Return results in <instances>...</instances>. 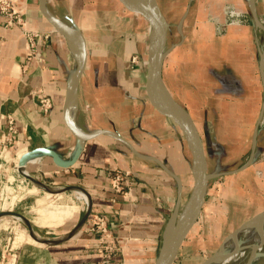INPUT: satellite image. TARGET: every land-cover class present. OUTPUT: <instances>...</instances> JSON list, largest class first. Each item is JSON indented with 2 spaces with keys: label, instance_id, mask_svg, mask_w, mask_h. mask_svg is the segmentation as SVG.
I'll use <instances>...</instances> for the list:
<instances>
[{
  "label": "crops",
  "instance_id": "crops-1",
  "mask_svg": "<svg viewBox=\"0 0 264 264\" xmlns=\"http://www.w3.org/2000/svg\"><path fill=\"white\" fill-rule=\"evenodd\" d=\"M9 1L23 26L7 27L0 15V160L17 167L23 155L36 150L51 151L69 160L77 140L64 120V103L77 58L66 39L43 16L40 0ZM227 3L249 13L247 0H196L188 14L185 11L183 18L188 16L191 29L207 35L199 41L173 45L167 55V60L173 56L177 68L181 61L185 66L182 89H173L167 81L165 74L169 71L165 67L170 70L171 65L166 61L164 81L172 97L188 112L206 153L213 148L217 159L225 157L226 137L250 136L248 145L246 140L239 143L237 159L248 154L246 162L255 140L254 162L230 174L237 181L251 167L255 172H264V161L260 159L264 154V86L260 73L264 33L250 21L245 26L231 27L220 43H210L213 34L208 17L221 18V8ZM255 6L264 22V0H255ZM45 7L46 13L77 29L84 39L86 65L71 111L76 128L86 134L111 131L140 154L158 159L181 180L183 198L192 187L189 156L172 126L147 100V45L143 43L142 24L128 15L118 0H46ZM25 32L38 36L33 55ZM181 46L182 56L178 49ZM133 57L137 59L134 62ZM40 97L51 101L47 114L39 108ZM7 116L14 119L15 125L11 144L3 142L8 133ZM222 136L226 142L220 140ZM117 144L122 143L108 135H97L82 144L77 159L68 168L57 166L52 156L43 153L27 161L29 176L45 187L28 180L27 194L33 202L27 200V213L36 212L32 209L50 198L61 203L69 198L72 205H53L49 212L52 220L47 225L28 220L31 229L27 227V247H16L13 259L5 264H99V243L86 234L94 215L107 219L109 242L117 248L120 264H154L176 203L177 185L156 163L129 150L130 155ZM116 170L131 172L129 193L112 192L111 175ZM232 180L217 186L211 182L197 231L214 205V189L225 202L235 184ZM76 190L86 194L90 214ZM55 218L63 220L57 222ZM36 227L46 230L41 232L43 237H37L41 242L34 240Z\"/></svg>",
  "mask_w": 264,
  "mask_h": 264
},
{
  "label": "rangeland",
  "instance_id": "rangeland-1",
  "mask_svg": "<svg viewBox=\"0 0 264 264\" xmlns=\"http://www.w3.org/2000/svg\"><path fill=\"white\" fill-rule=\"evenodd\" d=\"M195 1L196 0H192L191 2L189 0H158L161 5L160 10L166 15L165 19H167L169 25L166 41L167 49H171L173 45H178V43H189V41L195 40L199 41L202 36L207 35L204 34L205 32H194L189 25L190 19L188 16L186 15L183 18L185 11H187L188 14L190 6H194ZM229 5L233 4L227 3L221 8L222 14L224 13L225 8L229 7ZM214 17L215 16L208 17V21L212 23V26H209L212 27L211 32L213 34V36H211L212 42L210 43H220L221 39L224 38L230 28L227 29L226 33L216 35L211 20ZM180 23L181 31H179L178 28ZM143 32L145 37L143 43L147 44L146 28H144ZM178 49L180 50V56H182L183 46ZM134 60L136 61L137 59L133 57L132 61L134 62ZM168 63H170L171 67L170 70L167 66L165 67V70L169 71V74L168 72L165 74L166 78H168L167 81L173 89L176 90V88L179 87L182 89L183 83L180 80L181 77H183L181 74L185 69L184 64H182L181 61L179 68H177L173 56L169 58V60L166 59V65ZM201 132L202 129L200 133ZM226 139H228L229 142L227 141V144H225V146H227V154H225V157L223 156L222 158L220 157L217 159V155H214L215 150L213 148L212 151L209 150L210 152L208 151V153H206L208 169L210 172L214 170L217 172L233 171L242 166L246 160V156H248V154H245L243 159H237L241 148L239 143L246 140L245 142L248 145L250 143V136H245L244 138L238 135L235 137L228 136ZM226 139L223 138V136L220 138L221 141L225 140V142ZM117 145L120 149L132 155L129 149L124 145ZM262 156L264 157V154L261 155L260 159L264 161ZM15 167L14 163L0 160V213L12 212L23 216V221L16 220L12 217L0 218V264L10 262L18 248L24 246L27 247V235H29L27 231L28 220H33L40 226L47 225L48 221L52 220L49 212L52 210L51 207L53 205H72V200L69 198H65L63 203H61L62 201L54 200L55 198H50V200L45 201L42 206L32 209L36 212L27 213V200H30L29 203L33 202V200L31 196L27 194V184L29 185L28 179L27 177H24L21 172L28 175H30V173L27 172V168L19 169L17 168L18 165L16 169ZM251 168L244 172L247 174L238 178L237 181V178L232 175H226L219 177V179L212 180V182H214L213 184L216 186L218 184H229V181H233L232 179H234L235 184L233 188L228 190L225 202H223L224 200L222 201L221 195L218 194L219 190L216 188V190L214 189L216 195L211 199V202L214 205H212L211 210L207 213L206 219L204 218V223L199 230L192 234L186 245L182 248L175 264H203L205 260H208L210 256L219 249L225 238L227 240L231 233L264 210V172H255L254 170H251ZM248 171L251 172L248 174ZM114 172L119 173L122 176L123 181H126L127 186L130 187L131 172L126 170H116ZM257 174L260 177V180L256 179ZM29 188L31 187L29 186ZM190 191L191 188L183 194L181 206H183L187 200ZM78 193L82 200L81 202L83 203V201L86 200V197L85 195L84 197L81 196L80 192ZM67 201H69L70 204L66 203ZM54 220L60 222L63 219L60 220L55 218ZM45 231V229H39L36 227L34 235L38 238L43 237L42 233ZM29 241L33 244L32 239L29 238ZM262 253H264V248ZM228 264H264V256H256L255 259L238 258Z\"/></svg>",
  "mask_w": 264,
  "mask_h": 264
},
{
  "label": "water",
  "instance_id": "water-1",
  "mask_svg": "<svg viewBox=\"0 0 264 264\" xmlns=\"http://www.w3.org/2000/svg\"><path fill=\"white\" fill-rule=\"evenodd\" d=\"M122 5L123 10L128 15L138 19L142 24L141 31L144 28L147 30V63H146V82L145 92L147 100L151 107L163 117L173 128L175 135L180 142L183 149L189 156L190 170L192 176V187L190 194L181 206L182 199V183L181 180L173 174L161 161L156 158L145 156L137 152L134 147L117 136L111 131H99L96 133H83L79 131L74 122L71 119V111L76 100L77 86L81 75L84 72L86 65V47L84 39L81 33L72 27H69L57 19L46 13L45 3L46 0H40L41 11L45 19L50 25L62 35L66 41L70 42V36L80 37L81 40V55L77 58V69L69 83L66 99L64 103V120L67 127L76 137L77 144L75 146L74 153L69 160H62L58 158L55 153L47 150H36L23 155L18 161L19 169L25 168V165L29 159L38 153L47 154L53 157L55 164L61 168H68L77 159L82 144L95 138L97 135H108L124 144L134 155L141 159L153 161L156 163L167 175L172 177L177 185L176 203L172 214L170 215L166 227L161 237L160 248L156 256L154 264H175L182 248L186 245L192 234L197 231L200 224L203 212L206 204V198L209 191V186L213 179L234 174L238 171H242L249 167L255 160V148L256 142L253 141L252 148L245 164L233 171L229 172H210L207 162L206 150L203 142L199 136V133L192 122L188 112L180 105L169 92L167 85L164 81V65L167 55L171 49L166 48V41L169 31V25L167 20L163 16L156 0H118ZM249 14L255 26L264 33V22H262L256 12L255 0H247ZM44 10V11H43ZM179 31H181V23L179 24ZM139 30V29H138ZM144 33V32H143ZM144 35V34H143ZM145 38V37H144ZM70 47V45H69ZM260 73L263 79L264 86V51L261 53L260 58ZM264 106V99H263ZM28 180L34 182L40 188H45L39 183L35 182L28 174H25ZM86 194L81 190H76ZM88 200V198H87ZM89 203V200H88ZM88 214H90V208L88 204ZM12 217L16 220L23 221V216L18 213L1 212L0 218ZM253 218L264 219V210ZM252 218V219H253ZM251 219V220H252ZM244 223L238 229H236L229 236L238 233L239 230L244 227L248 222ZM29 229L30 226L27 223ZM36 241L41 242L37 237L33 235ZM226 238L223 240L219 249L208 260H205L203 264H209L212 258L222 248ZM260 256H264L262 253Z\"/></svg>",
  "mask_w": 264,
  "mask_h": 264
},
{
  "label": "built area",
  "instance_id": "built-area-1",
  "mask_svg": "<svg viewBox=\"0 0 264 264\" xmlns=\"http://www.w3.org/2000/svg\"><path fill=\"white\" fill-rule=\"evenodd\" d=\"M0 15L5 19L7 27L23 26V20L15 11L9 0H0ZM222 17H214L211 19L216 35H222L223 33H226L228 28L235 26H245L248 24V22L252 21L248 12H243L233 5H229V7L225 8ZM25 37L27 40L28 49L31 52V55H33L35 50V41L38 36L35 33L25 32ZM51 106L52 105L49 98H39V108L42 113L47 114L50 111ZM6 122L8 133L5 135L3 142L11 144L12 135L15 134L14 119L11 116H7ZM111 178V189L115 195H124L130 192V187L127 186L126 181H123V178L119 173L114 172ZM83 204L87 209L89 204L87 199L83 201ZM86 234L96 239L99 243L98 252L101 255V261L99 264H120V262L117 261V248L114 246V244L109 242L111 239V234L107 219L104 216L94 215L92 217L90 226L86 231Z\"/></svg>",
  "mask_w": 264,
  "mask_h": 264
},
{
  "label": "bare ground",
  "instance_id": "bare-ground-1",
  "mask_svg": "<svg viewBox=\"0 0 264 264\" xmlns=\"http://www.w3.org/2000/svg\"><path fill=\"white\" fill-rule=\"evenodd\" d=\"M69 45L74 55L79 58L82 51L80 37L70 36ZM21 173L25 175L23 172ZM80 195L84 197V194L81 192ZM263 248L264 219L260 220L258 218H253L244 227H242L238 233L231 235L224 242L222 248L212 258L209 264H228L238 258L255 259L256 256H260L262 254Z\"/></svg>",
  "mask_w": 264,
  "mask_h": 264
}]
</instances>
